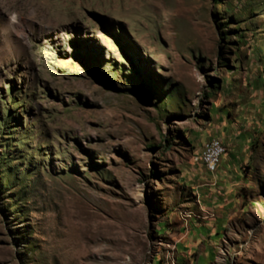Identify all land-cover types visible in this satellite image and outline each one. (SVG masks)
<instances>
[{
  "label": "rangeland",
  "instance_id": "1",
  "mask_svg": "<svg viewBox=\"0 0 264 264\" xmlns=\"http://www.w3.org/2000/svg\"><path fill=\"white\" fill-rule=\"evenodd\" d=\"M0 264H264V0H0Z\"/></svg>",
  "mask_w": 264,
  "mask_h": 264
},
{
  "label": "built area",
  "instance_id": "2",
  "mask_svg": "<svg viewBox=\"0 0 264 264\" xmlns=\"http://www.w3.org/2000/svg\"><path fill=\"white\" fill-rule=\"evenodd\" d=\"M221 148L225 147L215 145L214 139H210L203 145L199 155V161L207 172H216L221 158L223 157L221 156Z\"/></svg>",
  "mask_w": 264,
  "mask_h": 264
},
{
  "label": "bare ground",
  "instance_id": "3",
  "mask_svg": "<svg viewBox=\"0 0 264 264\" xmlns=\"http://www.w3.org/2000/svg\"><path fill=\"white\" fill-rule=\"evenodd\" d=\"M214 143H215V145L223 146V145L221 144V142H219V141L214 140ZM224 152H225L224 148H221V156H223Z\"/></svg>",
  "mask_w": 264,
  "mask_h": 264
}]
</instances>
